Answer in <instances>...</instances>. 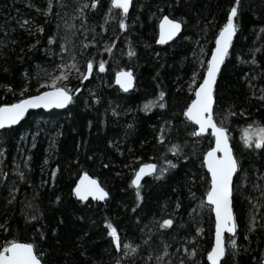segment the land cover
Here are the masks:
<instances>
[{"label":"trees","instance_id":"obj_1","mask_svg":"<svg viewBox=\"0 0 264 264\" xmlns=\"http://www.w3.org/2000/svg\"><path fill=\"white\" fill-rule=\"evenodd\" d=\"M30 2L33 7L28 6L29 0H0V106L23 98L21 93L25 86L29 91L24 96L36 95L38 89L40 92L46 90L39 88V84L50 82L46 72H53L60 63L59 56L54 55L57 46H49L47 39L57 35L59 24V42V37L65 34L64 20L72 22L74 0H64L69 5L67 8H60L57 0H53L57 5L54 13L60 12L61 16L68 13L64 19L55 15L46 18L37 12V8L46 9L48 0ZM168 4L169 0H136L126 22L128 30L121 31L119 10L112 9L113 16L105 24L111 0H101V6L89 14L88 21L100 34L96 37V47L89 48L88 55L79 58L81 71H84L85 61L92 57L97 67L90 80L83 84L75 78L76 72H72L69 87H79L82 91L74 103L62 112H32L14 130L0 133V151L4 152L0 157V170L8 174L7 180L0 177V222L9 225V231H0V246L10 240L34 243L46 264H115L113 257L117 253L106 236V222L118 229L122 240L139 244L142 230L144 233L149 229L155 231L153 221L168 218L179 202L181 208L174 215L176 232L163 236L157 233L152 237L153 247L159 251L163 247L161 241L166 242L171 254L166 259L180 264L182 254L176 249L185 237L192 238L202 229V237H196L195 264H208L207 253L214 244L215 220L208 207L192 212L200 199H190L189 188L198 198L205 197L210 177L202 166V159L214 146V139L211 135L189 136L181 123L184 120L181 112L193 98L189 88L196 67L193 53L199 54L203 49L202 58H210L209 53L226 23L233 0H182V6L175 10ZM164 15L182 18L187 23L178 40L158 47L157 22ZM237 22L240 30L218 80L216 116L219 123L221 114L230 106L237 113H246L245 116H231L224 122L234 154L243 169L238 173L239 184L237 177L234 183L238 254L229 259V264H259L264 259V230L248 232L246 225L251 208L249 200L255 203L254 198L259 195L253 185L264 184V155L258 150L245 149L242 136L253 122L264 126V101L256 98L264 88V69H253L242 63V58L253 49H264V32L260 31L264 28V0H242ZM75 23L78 27L79 21ZM37 27L44 28L43 35H30L28 29L35 31ZM37 39L40 43L30 51ZM74 39L78 49L84 35ZM88 39H92L91 32ZM113 43L115 47L109 55L104 46ZM130 47L136 53L131 58L127 55ZM260 59L257 53L258 62ZM101 61L105 63L104 73L98 71ZM4 67L9 71L4 72ZM124 70L137 76L136 89L132 93L124 94L114 86L116 74ZM250 76L256 78L246 79ZM9 87L13 91L9 92ZM160 91L166 93L167 108H153L146 114L141 109L156 100ZM166 120L181 129L179 135L175 129L164 134L172 143L187 145L184 151L189 155L185 160L177 161L170 152L165 155V145L158 143L160 129L167 128ZM168 160L178 163L179 167L169 170L164 180L146 179L141 188L143 202L133 213L131 209L137 200L130 183L135 172L145 163H155L159 169L166 166ZM25 163L30 171L24 167ZM105 164L109 166L106 168ZM17 166L25 172L27 182L21 183L14 174ZM85 173L108 191L109 198L104 204L93 201L84 204L76 200L72 190ZM192 180L195 184H190ZM13 181L19 192L15 203L8 205V190ZM237 188L240 190L235 191ZM57 197L61 200L59 204L55 203ZM29 203L32 207H27ZM22 212L42 214V218L26 223ZM37 229L45 233L44 240L39 239ZM53 231L56 236L52 235ZM226 248L231 251L230 237L226 239ZM149 251L151 248L142 247L135 264H145ZM150 264H155V260Z\"/></svg>","mask_w":264,"mask_h":264},{"label":"snow or ice","instance_id":"obj_2","mask_svg":"<svg viewBox=\"0 0 264 264\" xmlns=\"http://www.w3.org/2000/svg\"><path fill=\"white\" fill-rule=\"evenodd\" d=\"M57 4L60 8L69 7L68 4L64 3V0H57ZM133 0H111V9L104 17L105 24H107L112 18V9H118L119 20L118 26L121 31H127L129 25L126 23L129 17V10L132 7ZM29 7H33L29 0ZM57 5L53 3V0H48L46 9L37 8V12H41L46 18L49 16H57L64 19L68 13H64L61 16L60 12H53L54 7ZM101 6V0H74V5L72 6L71 21L67 19L64 20V36L59 37V42L57 36L59 34L60 25H57L58 33L57 35L50 36L47 39V44L49 46L56 45L57 50L54 55L59 56L60 63L56 65L53 72H46L48 81L39 84V88L46 89L40 92L38 89V94L24 96V93L29 91L28 87L25 86L22 89V97L18 102L6 104L0 106V133H6L8 130H14V126L19 125L23 121L29 110L36 109H65L69 105H72L75 98L79 96L81 89L79 87H69L70 78L72 77V72H76V79L83 84L85 81L90 80L93 75L94 69L97 67L95 58L92 57L85 61L84 71H81L80 60L81 56H87V50L92 47H96V37L100 35L95 32V29L89 25V14L98 10ZM182 6V0H169L168 7L172 10L180 8ZM242 7V0H233V5L230 7L226 23L219 30L218 35L214 41V48L209 53L210 58L203 59L204 56L203 49H200L199 54L195 51L193 53L194 59L193 63L196 65L193 68L192 75L190 77L189 88L191 89V96L193 97L182 110L181 115L184 120L181 123L184 126V131L191 137L201 138L206 135H211L214 137V147L210 151H207L206 155L202 159V166L206 167L207 173L210 174V183L206 189V195L204 198H198L196 193L191 191L189 188L190 199L197 200L200 199L197 208H193L192 212L196 213L197 209L203 210L208 207L215 214V243L211 246L210 251L207 253L208 264H229V259L232 256L238 254L237 245V229L238 222L237 217L234 215V181L233 178L237 177V184H239L238 173L242 172V165L240 164L238 158L234 155L233 147L230 144V136L228 134L227 127L224 126V122L228 120L231 116H245L246 113L241 111L237 113L231 106L224 110L221 114V119L219 123L217 122L216 116L218 113V77L221 75L222 66L225 65L226 59L230 55V50L233 48L234 38L239 32V24L237 18L240 14V9ZM163 11V9H161ZM75 21H79V26L77 27ZM47 22V20H46ZM28 22L25 21V24ZM187 23L182 18H169V15H164L159 24V38L156 41L160 45L168 44L170 41L176 39L182 31V26ZM104 27V25H100ZM30 35H43L44 28L37 27L35 31L28 29ZM264 32V28L260 29ZM92 33V39L89 41L88 33ZM83 34L84 40L80 42L77 49L74 37ZM40 43L37 39L36 43L31 46L30 51ZM115 47V43L111 45H105L104 51L109 55L112 53V49ZM257 53L260 54V61L257 60ZM127 55L131 58L136 55L135 51L129 48ZM71 61L69 63L68 61ZM242 63H246L255 69L260 67L264 69V49L256 48L251 50L246 58H242ZM4 72H8L9 69L4 67L2 69ZM98 71L104 73L106 71L105 63L103 61L98 63ZM203 73V75H201ZM159 75V74H157ZM27 78V73H25ZM256 77L250 76L246 79L252 80ZM134 76L131 71H121L118 72L115 78V82L119 85V88L125 92L129 93L134 87ZM249 87H252L249 84ZM8 91H13L10 87ZM95 96V93H92ZM166 93L160 91L158 98L154 101H150L144 105L141 109L146 114L149 113L153 108H159L164 110L167 108L165 102ZM257 99L264 101V88L261 89V95L256 97ZM99 103V100H96ZM115 115V113H113ZM165 125L167 128L160 129V136L158 137V143L165 145L166 153L170 152L173 156L177 158V161L185 160L189 154L185 153L184 148L187 146L181 145L180 143H172L170 138L165 136V131L172 132L175 129L177 135H179L181 129L175 125L172 121L166 120ZM196 127H190V126ZM131 127V125H129ZM209 130H211L209 132ZM166 140L168 143L166 144ZM242 144L245 149L252 151H260L261 155H264V126L253 122L249 128H247L242 136ZM194 154V151H193ZM4 155L3 151H0V157ZM31 158L29 157V160ZM91 159V157H89ZM48 163L47 160L44 162ZM78 163V161H77ZM109 165L105 164L104 167ZM25 168L29 169L28 163H25ZM179 167L178 163H173L171 160L167 161L166 166H161L158 169V165L155 163H145L139 167L135 172L134 178L131 180L130 186L135 189L136 196V206L131 209L133 213L137 211L140 204L143 202L144 197L141 194L142 180L146 176L152 177L154 180L160 181L164 180L169 172ZM21 183L27 182V177L25 172L17 170L14 173ZM195 175V174H194ZM53 179L55 178V172L52 173ZM0 177L4 180L8 179V174L0 170ZM195 180L190 181V184H195ZM237 188L235 191H239ZM253 190L258 192L259 195L255 197V203L249 200L251 206L249 212V223L246 225L248 232H256L257 230H264V184L253 185ZM19 188L16 187V183L13 181L8 190L7 204L13 205L16 201L17 193ZM73 195L76 200L84 204H88L89 198L92 201L103 202L107 201L109 198V193L101 186V184L96 180L92 179L87 173H85L79 182L75 185L72 190ZM245 199L248 196L245 195ZM61 202L60 197L56 198L55 203L59 204ZM27 207H32L31 203ZM181 208L179 202L176 203L175 212H178ZM174 213H169L168 218H164L162 221L154 220L155 231L149 229L148 232L144 233L142 230L143 238L139 244H134L131 242H125L122 240L118 229L111 223L106 222V236L110 238L109 244L114 246V251L117 253L113 257L115 264H135V258L140 255L142 247H149L147 257H145V264H150L151 261L155 260V264H173V261L166 259L170 257V252L168 251L170 245L164 241H161L163 247L157 251L156 247H153L152 237L159 233L163 235H173L176 232ZM26 223H32L38 221L42 218V214H25ZM63 224V220L59 221ZM170 230V231H169ZM0 231H9V225L6 222H0ZM39 233V239H45V233L37 229ZM202 229H198L195 236L191 239L185 237L181 242L180 247L176 249V252L181 255L180 264H187L188 261H192L195 264V257L197 256V251L195 250V244L197 243L196 237L200 236ZM228 233L230 235V246L231 251L229 252L225 246L224 234ZM53 236H56V231L52 232ZM126 239V238H125ZM245 240L248 236L244 237ZM0 264H46L41 256L37 252V246L34 243H21L15 240L8 241L7 244L0 246ZM153 253H156L153 255ZM45 255H47L45 253ZM83 255V253H81ZM259 264H264V259L259 261Z\"/></svg>","mask_w":264,"mask_h":264},{"label":"water","instance_id":"obj_3","mask_svg":"<svg viewBox=\"0 0 264 264\" xmlns=\"http://www.w3.org/2000/svg\"><path fill=\"white\" fill-rule=\"evenodd\" d=\"M135 2V0H133V3ZM132 7H133V4H132ZM132 7L130 8V10H129V13L131 12V10H132ZM182 32H183V27H182V31H181V33H180V35L179 36H177L176 37V39H178L181 35H182ZM236 38V37H235ZM235 38H234V41H235ZM175 39V40H176ZM175 40H173V41H170L168 44H165V45H160V46H167V45H170L172 42H174ZM234 41H233V43H234ZM232 50V49H231ZM231 50H230V52H231ZM223 67L224 66H222V69H223ZM222 71V70H221ZM218 80H219V77H218ZM117 86H119V85H117ZM134 90H135V82H134V87L130 90V92L129 93H132V92H134ZM71 105H69V107H70ZM68 107V108H69ZM68 108H65V109H51V110H44V109H36V110H29V113L26 115V117H25V119L27 118V116L30 114V113H32V112H39V111H43V112H51V111H57V112H62V111H65V110H67ZM24 119V120H25ZM23 120V121H24ZM23 121H21V123L23 122ZM20 123V124H21ZM19 124V125H20ZM19 125H16V126H14V128L15 127H18ZM196 127V126H195ZM211 130H209V132H210ZM213 139H214V137H213ZM230 144H231V141H230ZM231 146H232V144H231ZM214 147V146H213ZM233 147V146H232ZM233 152H234V149H233ZM235 155V154H234ZM206 168V167H205ZM206 171H207V169H206ZM209 175V177H210V174H208ZM90 176V175H89ZM91 177V176H90ZM92 179H94L93 177H91ZM148 178H150V177H148V176H146L145 178H144V180H142V184L144 183V181L146 180V179H148ZM235 179H236V177H234L233 178V181H234V183H235ZM98 181V180H97ZM79 182V181H78ZM99 182V181H98ZM100 183V182H99ZM102 186V185H101ZM107 191V190H106ZM108 192V191H107ZM89 201H92L91 200V198H89ZM93 202H98V201H93ZM106 201H103V202H98V203H101V204H104ZM234 210V209H233ZM234 215H235V213H234ZM213 216H214V220H215V214H214V212H213ZM227 237H230V235L228 234V233H225L224 234V240H225V246H226V239H227ZM21 243H23V242H21ZM214 243H215V235H214ZM214 245V244H213Z\"/></svg>","mask_w":264,"mask_h":264},{"label":"bare ground","instance_id":"obj_4","mask_svg":"<svg viewBox=\"0 0 264 264\" xmlns=\"http://www.w3.org/2000/svg\"><path fill=\"white\" fill-rule=\"evenodd\" d=\"M135 1H136V0H135ZM133 4H134V3H133ZM117 10H118V9H117ZM119 11H120V10H119ZM129 15H130V13H129ZM169 18H171V17H169ZM127 19H128V18H127ZM161 20H162V18L160 19L159 22H157V23H158V25H157V27H158V38H159V24H160ZM126 22H127V20H126ZM157 23H156V24H157ZM182 27H183V26H182ZM183 30H184V28H183ZM182 33H183V32H182ZM158 38H157V40H158ZM178 39H179V38H178ZM178 39H176V40H178ZM176 40H175V41H176ZM175 41H174V42H175ZM174 42H172V43H174ZM156 43H157V42H156ZM172 43H171V44H172ZM157 46L160 47V45H159L158 43H157ZM161 47H164V46H161ZM124 71H127V70H124ZM116 75H117V74H116ZM133 76H134V78H135V79H134V82H135V89H136V85H137V76H136L134 73H133ZM115 78H116V76H115ZM115 78H114V80H113L114 86H115L116 88H118L122 93L125 94V92H123V91L119 88V86H117V84H116V82H115ZM134 91H135V90H134ZM81 92H82V91H80V93H81ZM82 176H83V175H82ZM82 176H81V177H82ZM81 177H80V178H81ZM78 181H79V180H78ZM77 183H78V182H77ZM97 203H98V202H97ZM99 204H101V203H99ZM198 237L201 238V237H202V234H201L200 236H198ZM189 239H191V238H189Z\"/></svg>","mask_w":264,"mask_h":264},{"label":"rangeland","instance_id":"obj_5","mask_svg":"<svg viewBox=\"0 0 264 264\" xmlns=\"http://www.w3.org/2000/svg\"><path fill=\"white\" fill-rule=\"evenodd\" d=\"M0 163H1V161H0Z\"/></svg>","mask_w":264,"mask_h":264}]
</instances>
